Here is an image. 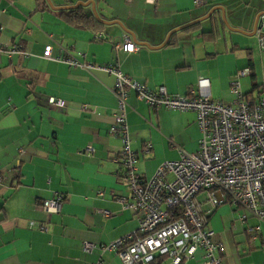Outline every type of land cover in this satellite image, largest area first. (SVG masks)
I'll return each mask as SVG.
<instances>
[{
	"label": "crops",
	"instance_id": "0c3cea01",
	"mask_svg": "<svg viewBox=\"0 0 264 264\" xmlns=\"http://www.w3.org/2000/svg\"><path fill=\"white\" fill-rule=\"evenodd\" d=\"M48 1L0 0V264L95 263L100 251H83L84 244L109 245L137 228L135 213L118 201L128 189L114 161L120 138L110 133L118 113L114 78L97 67L117 68L169 95L187 96L203 78L211 99L224 103L233 99L230 79L247 69L242 94L264 97V49L258 43L264 0H210L203 6L194 0ZM77 3L103 23L101 31L59 18L60 10ZM123 33L135 41L134 51L116 47ZM48 46L57 60L43 57ZM12 49L20 53L8 56ZM69 57L85 67H69ZM49 98L66 107L51 109ZM126 103L131 149L143 178L177 160L179 150L198 149L193 112L151 108L133 92ZM57 194L63 196L60 210L48 215L40 204ZM198 199L224 264H264V221L249 218L242 225L241 208L226 201L212 207L204 194ZM256 225L260 231L248 235L246 227ZM201 256L199 251L184 264H202ZM102 260L122 264L114 252Z\"/></svg>",
	"mask_w": 264,
	"mask_h": 264
},
{
	"label": "built area",
	"instance_id": "2783aa9c",
	"mask_svg": "<svg viewBox=\"0 0 264 264\" xmlns=\"http://www.w3.org/2000/svg\"><path fill=\"white\" fill-rule=\"evenodd\" d=\"M131 1L125 0L126 3ZM209 1L194 0V4L203 6ZM145 2L156 5V0ZM101 38V35L96 36V39ZM258 41L260 49H264V36ZM116 47L128 53L134 51L136 44L128 33H123ZM51 52V47H46L43 57L57 60L52 58ZM19 53L17 49L7 51L8 56ZM65 63L69 67H85L73 57ZM87 69L94 67L89 65ZM96 69L114 78L118 113L113 117L110 133L120 138L121 151L114 161L128 189L127 197L118 201L124 210L135 213L138 225L135 231L109 245L84 244L83 251L90 253L97 248L101 253L99 259L90 264H106L102 260L105 252L116 253L122 264H184L199 251L202 264H224L222 245L214 240L215 233L208 227L203 202L198 196L204 194L206 203L212 207L226 201L241 208L244 213L238 221L242 225H246L249 218L259 223L264 221V97L253 99L242 94L240 79L249 71H238L230 79L233 99L224 103L211 99L208 80L203 78L198 79L196 89L190 90L187 96H180L169 95L164 88L150 91L117 68ZM129 92L151 108L193 112L200 133L198 149L190 153L179 150L178 159L163 163L151 178L140 176L127 124ZM48 106L61 110L66 104L59 98H49ZM151 148L152 145L147 144L146 152ZM92 151L88 146L85 153ZM62 200L63 196L57 194L41 202L40 207L50 215L60 210ZM40 229L47 231L45 227ZM259 231L260 225L246 227L250 236Z\"/></svg>",
	"mask_w": 264,
	"mask_h": 264
},
{
	"label": "trees",
	"instance_id": "16d2710c",
	"mask_svg": "<svg viewBox=\"0 0 264 264\" xmlns=\"http://www.w3.org/2000/svg\"><path fill=\"white\" fill-rule=\"evenodd\" d=\"M58 16L70 26L84 28L92 32H99L103 27V23L95 16L85 14L81 6H73L65 10H60Z\"/></svg>",
	"mask_w": 264,
	"mask_h": 264
},
{
	"label": "rangeland",
	"instance_id": "374dc122",
	"mask_svg": "<svg viewBox=\"0 0 264 264\" xmlns=\"http://www.w3.org/2000/svg\"><path fill=\"white\" fill-rule=\"evenodd\" d=\"M46 1H48V0H46ZM50 1H53L55 4L56 3H61L62 2V0H50ZM49 2V1H48ZM50 6V5H49Z\"/></svg>",
	"mask_w": 264,
	"mask_h": 264
},
{
	"label": "water",
	"instance_id": "95a60500",
	"mask_svg": "<svg viewBox=\"0 0 264 264\" xmlns=\"http://www.w3.org/2000/svg\"><path fill=\"white\" fill-rule=\"evenodd\" d=\"M63 1H69V0H63ZM84 4H82V3H77V5L75 6V7H77V6H83Z\"/></svg>",
	"mask_w": 264,
	"mask_h": 264
}]
</instances>
